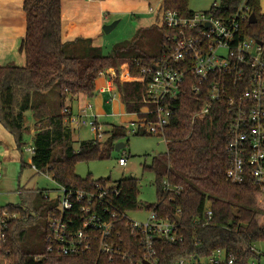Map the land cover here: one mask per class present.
Masks as SVG:
<instances>
[{"label":"trees","instance_id":"1","mask_svg":"<svg viewBox=\"0 0 264 264\" xmlns=\"http://www.w3.org/2000/svg\"><path fill=\"white\" fill-rule=\"evenodd\" d=\"M224 6H238L240 0H221ZM251 12L257 17L256 23L244 22L247 36L263 38L264 13L261 0H247ZM163 8L178 10L183 15H191L187 0H163ZM26 14V34L22 41L25 64L8 63L0 65V122L14 136L17 147L22 150L26 144L25 135L30 132L26 125V112L31 110L35 119L33 154L31 163L22 162L21 171L27 166L37 172L51 175L59 186L67 190L96 192L97 184L115 185L118 194H109L111 213L102 207L97 212L105 220L115 219L116 245L120 253L129 259L142 256L138 239L131 234L124 214L146 209L159 217L176 222L183 242L161 243L159 264H171L183 255L207 257L217 248L225 249L235 256L237 264H249L262 256L254 248L264 242V206L261 199L264 190L251 180L231 183L226 172L230 165L227 152L231 117L226 107L214 104L210 113L193 119L207 100L205 96L194 94L187 88L175 103L172 123L162 137L167 141V152L155 157L152 164L144 165V170L155 174L157 201L143 204L139 200V180L130 176L117 181L110 178H86L76 173L79 161L105 159L111 157L115 145L125 138L126 126L113 125L111 134L104 142L97 138L82 141L79 149L73 145L74 130L68 126L65 114L67 99L83 95L92 98L98 92L97 81L109 69L117 76L115 84L128 113L140 111L144 106V83L141 82L143 67L151 65L165 50L167 28L151 26L162 33L161 53L151 55L141 51L138 55L122 53L131 48L130 43L115 47L113 53L103 54L101 47L92 42L78 45L81 39L64 41L62 37V0H24ZM233 12L229 10V13ZM58 87V111L52 113L46 100L33 103L38 91H49ZM160 136V135H158ZM125 144H128L126 140ZM125 145V146H126ZM171 187H181L180 192H169L164 182ZM43 202L40 209L28 207L27 196L23 204L0 206V257L10 260L9 264H114L98 253V242L93 241L92 250L81 255H64L53 248L48 250L50 217L60 214V196L50 200L41 193ZM211 208L212 219L205 216L206 208ZM33 210L36 212L32 214ZM15 213L18 218L7 219V228L2 229L3 212ZM43 213H46L43 216ZM74 220V229L79 227L82 212L79 205L67 211ZM44 218L45 225L39 243L26 245L25 238L29 226L37 219ZM48 218V219H47ZM72 228V230H73ZM74 231V230H73ZM264 253V251H262ZM124 264H128L124 263Z\"/></svg>","mask_w":264,"mask_h":264},{"label":"built area","instance_id":"2","mask_svg":"<svg viewBox=\"0 0 264 264\" xmlns=\"http://www.w3.org/2000/svg\"><path fill=\"white\" fill-rule=\"evenodd\" d=\"M152 10V9H151ZM229 10L233 11L229 13ZM251 8L247 0L240 4L224 6L214 2L208 11L183 15L178 10L162 8L158 11V24L168 29L164 53L151 65L143 67L141 82L144 83V106L140 111L128 113L131 118L128 127L135 134L163 136L175 114V103L187 88L196 95L207 97L203 106L195 112L193 119L207 116L214 104L226 107L231 117L227 152L230 165L226 172L231 183L251 180L264 190V36H247L244 22L249 21ZM250 22V21H249ZM106 85L102 90L119 95L115 84L117 76L109 69L103 74ZM88 111H91L90 114ZM63 113H72L65 108ZM83 116H91L92 129L98 134L97 115L88 104L79 114L77 123ZM72 123L73 114L66 118ZM101 138V134L97 137ZM98 139V138H97ZM99 140V139H98ZM167 142V141H166ZM33 153L34 148L28 149ZM118 162L127 166L128 156H120ZM35 168V167H34ZM36 169V168H35ZM37 170V169H36ZM169 192H180L181 187H171L164 182ZM96 192L67 190L60 186V214L50 217L48 250L57 249L64 255H81L92 250L93 241L98 242V253L114 264H159L161 243L178 244L183 242L176 222L163 219L154 211L145 222L133 221L126 213L122 216L132 235L140 242L142 256L130 258L120 253L116 245L115 219L119 214L112 213L108 221L98 214V208L111 213L113 205L108 195L118 194L115 185H96ZM79 205L81 222L74 229V220L67 211ZM9 216V217H8ZM205 216L212 219V209L206 208ZM12 218L6 211L2 214L1 227L7 228V219ZM73 228V230H72ZM5 239L4 232L0 236ZM254 250L261 256L263 252ZM171 264H237L236 258L225 249L217 248L207 257L183 255ZM249 264H264L259 259H251Z\"/></svg>","mask_w":264,"mask_h":264},{"label":"rangeland","instance_id":"3","mask_svg":"<svg viewBox=\"0 0 264 264\" xmlns=\"http://www.w3.org/2000/svg\"><path fill=\"white\" fill-rule=\"evenodd\" d=\"M14 1V0H13ZM158 0H154V5ZM188 7L193 12L208 11L214 2L220 0H187ZM13 5H19L15 1ZM262 12L264 13V0H261ZM7 9V8H6ZM16 13L19 9L14 10ZM8 13V14H7ZM14 13L4 11L1 17L9 25L10 17ZM122 20L110 32H105L102 27L101 39L98 47H101L103 54L113 53L115 47L124 46L135 39V44L129 49H125L122 53L129 55H138L141 51H145L151 55H159L161 53V38L162 33L155 27L134 28L138 23L136 19L129 14L122 15ZM114 16H111L107 22H115ZM118 20V19H117ZM106 22V23H107ZM81 39L78 45H87L93 43L92 38H78ZM22 60H25L24 53L17 52ZM23 60V61H24ZM104 77V75H102ZM103 79V78H102ZM100 83V82H99ZM102 83V82H101ZM106 84V82H105ZM109 92H97L92 98L76 97L73 101L68 98V106L73 104L74 122L68 123L73 130V145L75 149H79L82 141L95 139L97 135L99 141L104 142L111 134L113 125L126 126L124 142L128 140V144L120 151H111V157L105 159H94L90 161H79L76 164V173L86 178L90 175L93 179L110 178L112 181H117L122 178L134 176L139 180L140 195L139 200L143 204H152L157 201L155 174L149 170H144V165L152 164L155 157L163 155L167 152V142L162 136L154 134H135L128 127V121L131 115L127 114L126 108L120 99H110ZM102 101L101 113L97 116L96 123L98 127V134L92 129L90 122L95 121L94 117L83 116L82 120L87 123H77L78 116L81 110L88 104H92L94 114L97 112V101ZM41 100H46L50 104L51 112L54 114L58 111V87L55 86L49 91H38L33 96V103ZM91 111H88L90 114ZM26 124L30 128V132L25 135L26 144L20 150L17 145L14 150V156L11 152L4 151L0 146V206L5 207L9 204H23L24 197L27 196V206L35 209H40L43 202L41 193L47 195L50 200H56L61 195L60 186L47 173L37 172L34 167L27 166L21 171L22 162L31 163L32 152L28 149L33 146V132L34 131V116L31 110L26 112ZM76 130H79L77 133ZM4 154V155H3ZM128 156L127 166H122L118 162L120 156ZM261 204L264 206V197L261 199ZM12 218H18L19 215L7 212ZM32 214L36 215L33 210ZM46 213H43V216ZM128 218L133 221L145 222L150 216V212L146 209L132 211L127 214ZM9 217V216H8ZM48 219V218H47ZM44 220V218H43ZM41 218L29 226L28 234L25 238V244L33 245L39 243L41 234L43 232L44 221ZM260 251H264V242L258 244ZM264 255V253L262 254ZM264 262V256H262ZM10 260L0 257V264H9Z\"/></svg>","mask_w":264,"mask_h":264},{"label":"crops","instance_id":"4","mask_svg":"<svg viewBox=\"0 0 264 264\" xmlns=\"http://www.w3.org/2000/svg\"><path fill=\"white\" fill-rule=\"evenodd\" d=\"M14 1L19 5H13ZM14 1L0 0V65H6L8 63L24 65L26 61V59H23V61L21 56L17 54V52L23 53L21 46L26 34V14L23 10L24 0ZM153 1L154 0H62V37L64 41H72L77 38H92L93 44L98 46L101 44L99 41L101 39L102 27L106 24H111V22H107V20H109L111 16H114V19L118 22L117 24H119L122 20L121 16L125 14H129L132 18L136 19L138 24L134 26L135 30L136 28L151 26L160 27V24H158V11L163 8V0H158L155 5ZM16 9H19L18 13L14 11ZM10 10L14 15L10 17L11 22L8 25L1 15L4 11L8 12ZM105 82V77L101 76L97 81L98 91L109 92L111 100L120 99L122 101L120 94L114 97L110 91L102 90L106 85ZM77 97L88 98L83 95ZM102 101L101 99L96 103L98 113L95 114L97 116L102 115ZM67 107H71L74 116L73 104L68 106L67 103ZM32 132L34 134V131ZM76 132L78 133L79 130H76ZM0 146L4 151L8 153L11 152V156H14V150L16 148L14 136L1 124V122Z\"/></svg>","mask_w":264,"mask_h":264},{"label":"water","instance_id":"5","mask_svg":"<svg viewBox=\"0 0 264 264\" xmlns=\"http://www.w3.org/2000/svg\"><path fill=\"white\" fill-rule=\"evenodd\" d=\"M250 23H256L257 22V17L254 13L251 14L250 18H249ZM117 21L111 23V24H106L103 26L105 32H110L116 25H117ZM125 142L121 141L118 142L115 145V150L120 151L122 148L125 147ZM145 264H150L149 262L145 261Z\"/></svg>","mask_w":264,"mask_h":264}]
</instances>
